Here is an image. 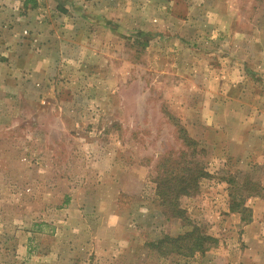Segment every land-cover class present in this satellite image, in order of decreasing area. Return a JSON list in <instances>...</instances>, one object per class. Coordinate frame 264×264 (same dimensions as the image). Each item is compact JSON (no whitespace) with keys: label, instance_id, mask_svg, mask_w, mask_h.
Returning <instances> with one entry per match:
<instances>
[{"label":"rangeland","instance_id":"1","mask_svg":"<svg viewBox=\"0 0 264 264\" xmlns=\"http://www.w3.org/2000/svg\"><path fill=\"white\" fill-rule=\"evenodd\" d=\"M75 1L28 0L22 8L40 2L46 17L55 16V4L70 14ZM91 1L108 9L78 2L79 31H102L88 17H107L108 39L97 35L93 51L60 44V60L48 61L44 85L24 90L25 103L0 86V262L18 264L26 243L54 237L109 240L108 255L120 264H240L253 242L244 229L253 209L264 240V52L252 56L241 37L264 29V0H203L199 15L234 19L223 25L121 24L116 3L126 12L136 4L147 17L144 4L164 0ZM65 25L60 18L46 24L54 38L65 36ZM101 56L104 79L89 67ZM234 58L243 63L239 75ZM223 71L233 85L209 87ZM182 173L192 185L186 193L156 192V178ZM248 209L251 219L242 221ZM109 214L117 216L113 226ZM194 226L212 237L202 254L152 245ZM261 246H253L257 254ZM90 250L75 249L74 258L92 264Z\"/></svg>","mask_w":264,"mask_h":264},{"label":"crops","instance_id":"2","mask_svg":"<svg viewBox=\"0 0 264 264\" xmlns=\"http://www.w3.org/2000/svg\"><path fill=\"white\" fill-rule=\"evenodd\" d=\"M88 1H90V6L92 5V8L95 12L98 11L95 10L96 7L108 9L107 4H103L102 2L100 4L103 5L91 0H76L75 2L76 4L80 2V5L83 3L86 5V2ZM192 1L194 0H164L159 2L148 1L149 3L144 4L147 7L149 6L151 9V12L148 13L147 17L144 16L143 11L137 10L136 4L135 6H131L129 12H126L125 10L128 9L125 7L126 4L124 5L123 3L119 2L115 4L117 7L113 8V10L116 9L118 12V14H115V12L114 14L115 16H119V21H117L121 24H124V22H134V24L139 22L157 24L159 20L162 22L163 18H166V22L168 24L169 22H177L179 24L212 23L223 25L226 23L230 24L234 20L232 18L222 19L220 16L218 18L214 17V19H211V13H207V15H199V10L205 1ZM76 4L72 2V6H70L72 7V12L70 14H65V12L59 11L57 4H55L54 7L51 8V11L52 13H55V16L46 17L48 12L47 8L40 2L30 7L27 5V7L24 9L22 8L24 5V0H0V86H3L2 90H9L12 92L13 96L16 95L18 100L20 99L21 102L25 103L27 100L24 95L25 91L32 89L34 86H42L47 80V72L49 70L47 67L48 61L55 59L60 60L61 55L58 53L60 44L71 47L72 49L77 47H85L89 51H93V48H96L93 42L96 41L95 37H98L97 35L103 36V40L109 38V29H105V27L102 26L103 24L107 23V17L99 18L98 15L94 16L92 20L88 17V22L90 24L93 22L92 25L97 24L98 26L101 24V27L99 28L102 31L97 30L96 32H100L98 34L95 31L89 32L88 30L85 32V36L84 34H81L79 31V24H83L82 17L84 16L81 13V10V12H79L74 8ZM178 7L182 8L181 12L178 11ZM89 9H91V7ZM101 9H99V11ZM53 17L55 19L60 18L62 22L66 23V28H64L65 36L62 38H54L55 35L50 34L53 32H51L46 26L48 21L54 19ZM205 17L208 19H203ZM262 22H264V19H262ZM221 28L223 29L225 27ZM90 29H92V27ZM196 37L199 38V35H196ZM241 37L242 39H248L250 42V44H248V48L254 47V51L251 52L252 56L259 58L261 52L259 50L260 47L262 48V52H264V29H262L260 33L253 32V30H248L242 34ZM102 45L104 46V43ZM48 51H54V54L51 52L48 54ZM234 59L236 61H232L231 70L233 73L234 71H237L239 75L240 72L243 71V63L237 58ZM104 61L105 60L101 56V59H96L95 61L92 60V63L89 64L91 71L93 69L95 72H102L100 79H104L105 72L109 71L108 66L105 65ZM97 65L100 67L97 68ZM102 65H104V67H101ZM191 65H196V62H192ZM260 65L261 67H259V70L264 76V57H262V63ZM192 69L195 68L192 67ZM203 70H208L210 73L212 71L210 69ZM200 71L201 68L199 69V72ZM227 73L228 71H223L222 75H218V77L216 76V79L214 78L216 82L208 80V86L212 88L218 87V89L222 88L223 86H227L229 80ZM238 80L239 79L235 81V87L237 86V83L239 84ZM230 82V85L232 86L233 81ZM205 85L206 83L204 86ZM214 91V94L217 96L219 94L218 90ZM2 95L5 96V93H2ZM16 101L14 100L13 102ZM213 104H216L214 99ZM261 116L264 117V111L260 115V118ZM208 125L209 126L206 125V128L210 127L212 123L209 121ZM214 128H219L217 127L216 123H214ZM214 128L206 130L210 134H215L216 129ZM105 167H107V165ZM75 202L76 201H74V203ZM73 205L74 204H70L68 209H72L71 207ZM252 211V220L244 225V229L246 231V238H249V240H252L253 242L248 249L247 257L241 258L240 264H261L258 257L261 258L260 260L264 259V253L259 252L261 255H258L259 253L257 254V249L253 248V246L256 245L261 246L262 244L263 246L264 240L261 236H259L261 226L255 220H253V217L258 213V210L255 211L253 209ZM106 220L110 226H113L117 222V216L114 214H109ZM73 229L76 228L74 227ZM259 241H262V243L260 244ZM31 242L32 241L26 243L25 249L27 251V255L23 257L20 263L18 262V264H80V261H77V259L74 258L75 253L77 252L75 249H83V247L85 249H91L90 253L94 252L97 255L92 264H120L116 261L119 260L118 256H115L113 261L111 256L108 255L112 248V245H109L112 242L109 240H94L92 243L87 241H68L64 238L60 239L49 237L47 240L39 243ZM262 246L261 249H263ZM31 248L37 249L38 255L31 254L29 251ZM0 264L5 263L0 262Z\"/></svg>","mask_w":264,"mask_h":264},{"label":"trees","instance_id":"3","mask_svg":"<svg viewBox=\"0 0 264 264\" xmlns=\"http://www.w3.org/2000/svg\"><path fill=\"white\" fill-rule=\"evenodd\" d=\"M27 2L28 0H25L24 4H26ZM183 137L187 144L193 143V141L188 136L183 135ZM183 175L185 174L182 173L178 176L170 177L168 179L163 176L160 178H156V192L158 194L161 193L165 195L167 190L171 192L172 189L173 191L175 190V192L182 191L186 193L187 190L192 187V185L189 181L186 182L187 179H183ZM248 212V216L241 217L242 221L247 222L251 219L249 209ZM211 239L212 237L210 235L202 233L196 226H194L192 230L186 231L182 234H177L175 236L165 235L158 241L152 243V245H155L157 248L163 250V247H165L163 245L165 243L169 253H175L182 256H192L194 255L195 251H198L202 254L205 250H207L206 242L210 241Z\"/></svg>","mask_w":264,"mask_h":264}]
</instances>
